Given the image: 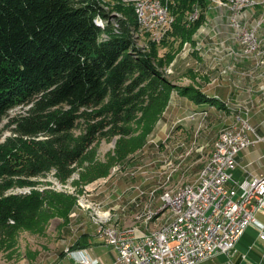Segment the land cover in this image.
I'll use <instances>...</instances> for the list:
<instances>
[{
    "label": "trees",
    "instance_id": "obj_1",
    "mask_svg": "<svg viewBox=\"0 0 264 264\" xmlns=\"http://www.w3.org/2000/svg\"><path fill=\"white\" fill-rule=\"evenodd\" d=\"M111 1L126 20L113 23L106 0H0V123L7 119L3 130L9 131L0 141L2 235L39 232L55 217L67 223L76 204L72 197L51 191L5 196L6 191L33 186V179L52 170L66 179L98 135L141 110L147 136L177 88L156 72L151 55L134 47L133 7ZM212 2L171 0L175 22L166 38L173 30L183 42L191 40ZM196 9L200 17L192 22ZM178 92L198 105L225 109L218 97L192 87ZM18 107L22 111L10 116ZM81 121L88 129L76 139L73 131ZM107 172L102 167L98 174Z\"/></svg>",
    "mask_w": 264,
    "mask_h": 264
},
{
    "label": "rangeland",
    "instance_id": "obj_2",
    "mask_svg": "<svg viewBox=\"0 0 264 264\" xmlns=\"http://www.w3.org/2000/svg\"><path fill=\"white\" fill-rule=\"evenodd\" d=\"M262 1L249 0L245 4L241 1L239 7L233 9V16L239 17V24H246L247 28H241V31L258 30L256 36L260 44L255 54L248 57L235 54V51L243 53V47L237 41V33H231L226 27L227 9L224 4H217L215 11L214 5L203 10L206 20L201 22L202 26L188 42L174 35L173 30L161 43H153L152 35L146 31L138 33L134 47L142 55H151L156 72L177 87L171 92L167 108L147 136L143 110L132 118H123L118 125L108 127L87 150L84 160L71 168L72 173L66 179L52 170L33 179V186L8 189L5 196L51 191L72 197L76 204L67 223L55 217L39 232L19 231L14 237L0 234V264H50L64 258L68 248L78 250L77 243L81 237L87 233L96 236L97 226L91 210L94 206L111 213L115 219L112 224L121 229L155 232L166 220L161 218L157 221L161 216L159 210L163 196L197 181L221 132L235 123L237 115L250 117L258 135H264ZM106 3V11L113 23L118 19L126 20L120 10L113 9L115 2L106 0ZM232 4L233 0H225V5ZM171 16L174 17L173 14ZM152 44H155L154 55ZM179 87H192L218 97L225 109L193 104L179 94ZM143 105L146 106L145 100ZM21 111L18 107L9 115ZM6 122L7 119L0 123V141L9 136V131L3 130ZM87 127L88 123L81 121L73 131L74 138L83 136ZM124 148L125 153L121 157ZM102 167H106L108 172L99 176ZM245 169L241 166L234 173L236 181L244 178ZM136 189L146 192V197L138 198ZM148 193L151 195L147 196ZM151 210L157 213L158 218L146 225L144 215ZM255 218L264 221L260 214ZM247 236L252 239L258 237L255 225L248 228Z\"/></svg>",
    "mask_w": 264,
    "mask_h": 264
},
{
    "label": "built area",
    "instance_id": "obj_3",
    "mask_svg": "<svg viewBox=\"0 0 264 264\" xmlns=\"http://www.w3.org/2000/svg\"><path fill=\"white\" fill-rule=\"evenodd\" d=\"M239 3L241 0H233L232 5H225V0L212 2L214 11L217 4H224L227 29L237 33L240 46H249V53L235 51V54L248 57L256 52L252 50V41L258 38V30L248 29V35H241V28H247L246 24H239V17L233 16V9H237ZM148 9L141 10L142 16ZM158 23L159 12H155L153 26H158ZM237 120V133L226 139L219 151V161L214 163L205 179L194 186L190 212L180 222L173 223L170 230L137 237L96 231L97 238L116 252L117 256L111 264H202L220 255L232 258L238 254V242L252 225L257 227L259 238L264 241V226L255 218L259 211L264 210V176L245 172L241 181H236L233 176L240 165L241 155L264 142V136L258 135L250 117L237 115ZM136 190L138 198L146 197V192ZM182 196L183 193L174 194L172 201L166 203H172V209L179 207ZM159 211H166L164 204ZM153 215L157 213L153 212ZM66 255L77 264H104L101 258L93 257L84 250L68 248ZM261 264H264V250Z\"/></svg>",
    "mask_w": 264,
    "mask_h": 264
},
{
    "label": "bare ground",
    "instance_id": "obj_4",
    "mask_svg": "<svg viewBox=\"0 0 264 264\" xmlns=\"http://www.w3.org/2000/svg\"><path fill=\"white\" fill-rule=\"evenodd\" d=\"M122 1L124 2V4L126 3V5L133 7L136 16L137 27L131 29L132 30L131 35L133 41L135 42L137 41L136 39H138L137 36L138 33H141V31H146V34L150 33L152 35L153 43L155 42L161 43V41L163 42L165 36L168 35L175 21V18L171 16L172 13L170 11V6H169L171 0H122ZM241 1L245 4L249 0H241ZM149 7L150 9H148ZM146 9H148L147 13L142 16L141 10H146ZM155 12H159L158 26H153V23L155 22ZM199 13L200 12L196 10L191 15L190 20L193 22L195 19H197L200 15ZM97 22L99 23V25L101 24V26L104 27V22L102 20H98ZM241 35H248V30L244 29L243 31H241ZM259 44L260 42L258 38H255V40L252 41V50L256 51ZM242 47H243V53H249V46H242ZM237 127H238V120L236 118L235 123L233 125L229 126L228 128L224 129L221 132V135L215 144L211 158H209V161L202 169L195 183L184 185L183 187L181 186V188H179L177 191L173 193H168L163 196L161 207H163L164 204V210L166 211H163L159 218L157 217V215H153L152 210L144 215L146 217L145 220L146 225L152 222V220H155L156 218H158L157 221L160 220L161 218H164V220L166 219L165 224L162 225L157 231L148 232L136 228L121 229L115 226L114 224H112V222L115 219L111 215V213L102 212L97 207L94 206L91 208V210L93 213L94 223L97 226V232L98 233L111 232L112 234H117L118 236L137 237L140 234L143 235L162 234L170 230L173 227V223L180 222L181 218H184L190 212L193 202L192 192H194V186L201 183V180L205 179V176L208 175L210 169L214 166V163L219 161V151L224 146L225 141L229 137V135H233L237 133ZM182 193L183 196H182V201L180 202V206L172 209V203H166V202L172 201V195L182 194Z\"/></svg>",
    "mask_w": 264,
    "mask_h": 264
},
{
    "label": "crops",
    "instance_id": "obj_5",
    "mask_svg": "<svg viewBox=\"0 0 264 264\" xmlns=\"http://www.w3.org/2000/svg\"><path fill=\"white\" fill-rule=\"evenodd\" d=\"M252 149L253 150H251L250 148L247 152L242 154L239 167H245V171L253 174L254 176H264V142L256 144L254 147H252ZM247 167L249 168L247 169ZM238 168L234 171V173L237 172ZM234 173L233 176L235 178ZM257 214H260V216L264 218V210L259 211ZM257 221L262 226H264L263 219L262 221ZM247 230L245 231L244 235L236 246L238 254L235 257L230 258L227 255H220L202 264H261V254L264 250V241L260 240L259 232L258 237H256V239L249 238L247 236ZM78 241L79 243H77L78 247L76 249L84 250L86 253L93 257L101 258L104 264H111L117 256L116 252L111 247L105 246L103 242L99 240L97 236H95L93 233H87V235H84ZM50 264L77 263L67 255H65V257L61 260L52 261Z\"/></svg>",
    "mask_w": 264,
    "mask_h": 264
}]
</instances>
